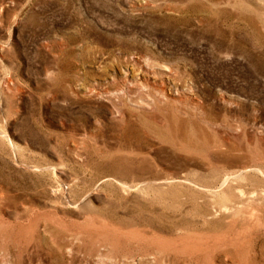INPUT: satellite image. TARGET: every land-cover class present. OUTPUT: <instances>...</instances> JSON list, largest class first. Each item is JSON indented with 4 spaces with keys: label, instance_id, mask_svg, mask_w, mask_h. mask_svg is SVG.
Returning <instances> with one entry per match:
<instances>
[{
    "label": "rangeland",
    "instance_id": "1",
    "mask_svg": "<svg viewBox=\"0 0 264 264\" xmlns=\"http://www.w3.org/2000/svg\"><path fill=\"white\" fill-rule=\"evenodd\" d=\"M0 264H264V0H0Z\"/></svg>",
    "mask_w": 264,
    "mask_h": 264
}]
</instances>
